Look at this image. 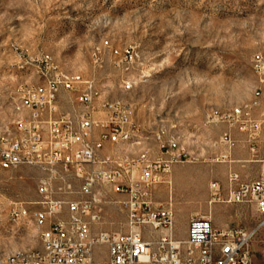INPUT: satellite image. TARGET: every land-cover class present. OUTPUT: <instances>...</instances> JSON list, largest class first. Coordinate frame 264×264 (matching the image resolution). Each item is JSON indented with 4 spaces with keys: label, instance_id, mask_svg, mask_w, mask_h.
I'll use <instances>...</instances> for the list:
<instances>
[{
    "label": "rangeland",
    "instance_id": "obj_1",
    "mask_svg": "<svg viewBox=\"0 0 264 264\" xmlns=\"http://www.w3.org/2000/svg\"><path fill=\"white\" fill-rule=\"evenodd\" d=\"M105 39L139 52L129 72L113 63L102 44ZM257 53L264 59V0H0V131H8L10 121L21 114L18 87L35 82L34 65L51 57L60 69L94 79L103 102L128 110L147 143L134 144L138 150L149 148L152 157L158 156L160 132L185 148L192 149L193 140L203 146L221 130L203 127L208 121L221 123L210 122L213 111L250 109L257 99L251 119L264 120V82L252 61ZM126 79L131 81L128 89ZM134 145L121 153L134 151ZM200 163L191 186L175 174L171 189L163 183L153 187V206L171 203L175 238L185 239L188 219L195 214L210 215L217 228L254 226L259 215L252 204L208 203L205 183H225L226 165ZM245 173L242 179H252L254 168H245ZM43 175L36 166L0 169V264L13 252L41 246L31 215L20 216L17 209L40 207L30 202L41 199L37 184ZM104 190V219L96 226L125 233L128 193L117 198L107 186ZM140 229L148 240L161 232L150 224ZM99 247L103 258L107 247ZM251 249L253 264H264V226Z\"/></svg>",
    "mask_w": 264,
    "mask_h": 264
},
{
    "label": "built area",
    "instance_id": "obj_2",
    "mask_svg": "<svg viewBox=\"0 0 264 264\" xmlns=\"http://www.w3.org/2000/svg\"><path fill=\"white\" fill-rule=\"evenodd\" d=\"M106 50L125 72L140 58L133 46L119 48L107 42ZM252 61L263 83L264 59L257 53ZM34 68L36 81L17 89L32 106V115L26 120L15 117L8 131H0V169L28 165L43 172L37 184L41 199L30 202L40 207L31 212L22 205L17 209L18 215H31L33 224H39L41 246L2 264H253L251 242L264 226V171L242 181L230 173L225 193L219 182L209 184V204H252L259 215L254 226L218 229L210 215L195 214L188 219L185 239L177 240L171 203L153 206L152 191L164 180L171 164L185 159V148L160 132L156 134L159 150L167 157L136 155L133 161H124L121 150L128 141L140 140L128 110L117 102H103L94 79L63 77L60 65L51 57L43 58ZM41 76H49V83L41 84ZM130 82L123 80V86ZM60 95L66 108L61 107ZM257 104L254 99L250 109L213 111L210 122L218 119L229 126L241 125L248 130L250 150L255 152L259 121L251 119V110ZM99 112L105 116H98ZM220 142L228 149L234 145L227 131ZM105 146L108 152L104 154ZM105 186L128 193L124 203L129 229L125 233L94 231L103 219ZM143 224L160 228V234L152 240L144 238ZM100 245L107 247V256L101 261L94 257V248Z\"/></svg>",
    "mask_w": 264,
    "mask_h": 264
},
{
    "label": "crops",
    "instance_id": "obj_3",
    "mask_svg": "<svg viewBox=\"0 0 264 264\" xmlns=\"http://www.w3.org/2000/svg\"><path fill=\"white\" fill-rule=\"evenodd\" d=\"M59 98H60L59 101L61 103V107L66 108L67 104L64 101V96L60 95ZM213 126L221 127L220 132L216 136L209 138L207 142H203L204 143L203 146L198 145L197 140H193L192 149L188 147L185 148V153H186L185 159L181 162H175L171 164L169 171L166 172L165 174L164 180L160 183L166 184L171 189L173 178L175 179V174H177V176L179 177L178 179H180L181 181L187 180L188 182H190L188 184L191 186L195 171H197L198 169L202 167L200 162L225 163L226 165L225 183L221 184L216 179H210L209 181L207 180L205 183V190L208 192V197H210L209 184L212 181L219 182L221 186V192L225 193L226 188H227V183H228L227 179L230 173L232 172L236 173L238 175L239 180L242 181V180H246V179H242L244 176L247 175L245 173V168H251V167L254 168V174L252 175L253 176L252 179L257 178L261 174V172L264 171V165L262 163V159L264 158V121L258 122L259 127L257 131L258 136L256 140V151L255 152H252L250 150V142L248 141V134H249L248 130L244 128L242 129L241 125L234 124V125L229 126L228 124L222 123V122L221 123H205L203 125V127L205 128L206 127L212 128ZM238 128H241L242 130L239 132L237 131ZM225 131H227L230 134L231 138L234 140V145L231 149H228L227 146L223 142H220V139L222 138V134ZM237 133L240 134L239 138L234 136ZM138 138L140 139V144L141 143H143L144 145L147 144L146 142H142V138L140 136ZM181 144L184 146L183 143ZM135 145L133 146V150L137 151L138 148ZM129 151L133 152L131 150ZM107 152H108V148L107 146H105V148L102 150V153L105 154ZM160 155H162L163 157H167V154H163L161 152H160ZM222 155H226V157L222 158ZM177 163H182V165L174 167V164H177ZM204 168H207V165ZM113 196L117 198H124L123 193H118V192H114ZM117 201H114V202H117ZM102 215H103V211H102ZM103 219H104V215H103ZM96 225L94 226L95 232L103 231L102 229H99ZM218 229H221V228H218ZM95 248H94L95 259L99 261L104 260L107 254L106 256L102 258L100 257L101 256L100 252L102 251V248L99 247L100 250L97 253L98 255H96Z\"/></svg>",
    "mask_w": 264,
    "mask_h": 264
},
{
    "label": "bare ground",
    "instance_id": "obj_4",
    "mask_svg": "<svg viewBox=\"0 0 264 264\" xmlns=\"http://www.w3.org/2000/svg\"><path fill=\"white\" fill-rule=\"evenodd\" d=\"M107 42H110V41L108 39H105L102 41L103 46L106 48H107ZM62 72H63V77H80L81 76V74L78 72L71 73V72H68L67 70H62ZM48 83H49V76H41V84H48ZM24 85H26V84H24ZM28 85H31V84H28ZM130 87H131V82L128 83L127 86H124V88H126V89H128ZM18 93H19V95H18V101H17V109H19L21 112L18 120H26L27 116L32 115V106H29L27 104V100H26L23 92H18ZM137 143H140V140L139 141H128V144H130L131 146L134 144H137ZM179 148H185V147L181 143H179ZM136 155H143V157H152L149 148H146L144 150L133 151V152H130L128 154L121 153V157L124 158V161H133L134 157H136ZM34 225L36 226V228L38 230V236L40 239V226H39V224H34ZM18 256H27V250L26 251L13 252V253L7 255L4 258V260H10V259L18 258Z\"/></svg>",
    "mask_w": 264,
    "mask_h": 264
}]
</instances>
